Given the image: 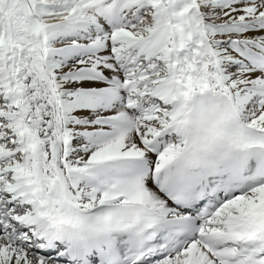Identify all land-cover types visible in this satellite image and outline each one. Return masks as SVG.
I'll return each instance as SVG.
<instances>
[{"label":"snow or ice","instance_id":"snow-or-ice-1","mask_svg":"<svg viewBox=\"0 0 264 264\" xmlns=\"http://www.w3.org/2000/svg\"><path fill=\"white\" fill-rule=\"evenodd\" d=\"M0 264H264V0H0Z\"/></svg>","mask_w":264,"mask_h":264}]
</instances>
